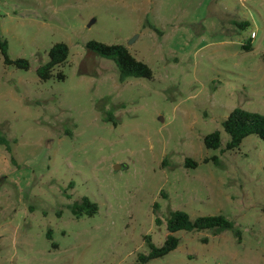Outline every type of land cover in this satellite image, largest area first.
Returning <instances> with one entry per match:
<instances>
[{"label":"rangeland","instance_id":"374dc122","mask_svg":"<svg viewBox=\"0 0 264 264\" xmlns=\"http://www.w3.org/2000/svg\"><path fill=\"white\" fill-rule=\"evenodd\" d=\"M0 36L30 63L0 52V264H141L175 210L235 230L179 231L145 264H264V141L227 150L221 125L264 114V0H0ZM89 41L124 45L152 77L121 82ZM60 42L65 79L42 81ZM84 197L98 212L77 217Z\"/></svg>","mask_w":264,"mask_h":264},{"label":"trees","instance_id":"16d2710c","mask_svg":"<svg viewBox=\"0 0 264 264\" xmlns=\"http://www.w3.org/2000/svg\"><path fill=\"white\" fill-rule=\"evenodd\" d=\"M86 48L97 53L99 56L111 60L115 63L119 71V79L121 82L128 78H151L152 70L144 62L135 58L129 50L121 44H106L98 41H89ZM244 49L250 50V45H244ZM0 52L4 57L6 65H14L19 69L28 70L30 63L24 58L11 59L8 55V42L0 36ZM49 60L37 69V75L42 81L51 78L64 80L65 74L62 70H57L65 64L69 57V46L60 42L54 44L49 50ZM264 61V56H263ZM57 71V73H54ZM223 130L229 135L226 143L227 150H235L240 147L243 140L250 136L256 135L264 141V114L250 112L241 108L232 110L228 117L222 122ZM0 144L4 145L10 152L11 147L9 141L0 136ZM206 148L217 150L222 145L221 133L219 130L211 132L204 137ZM217 163L216 157L210 159ZM205 162H209L208 159ZM187 167H194L197 164L191 159L185 160ZM73 214L80 217L84 214L93 216L98 212L97 203L91 201L88 197H84L80 202H75L71 206ZM166 227L168 235L161 246H157L151 241V237H146V243L149 248L147 254H140L137 257V263L145 264L153 259L164 257L179 245V238L175 235L179 231L200 232L213 230H235V222L228 219L225 215H205L192 219L191 216L182 210L170 212L166 219ZM239 233V231H237ZM50 237V234H49Z\"/></svg>","mask_w":264,"mask_h":264},{"label":"built area","instance_id":"2783aa9c","mask_svg":"<svg viewBox=\"0 0 264 264\" xmlns=\"http://www.w3.org/2000/svg\"><path fill=\"white\" fill-rule=\"evenodd\" d=\"M252 36H254V33L252 34Z\"/></svg>","mask_w":264,"mask_h":264}]
</instances>
